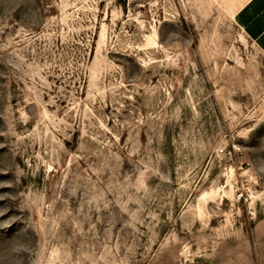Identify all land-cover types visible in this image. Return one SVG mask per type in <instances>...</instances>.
Segmentation results:
<instances>
[{"label":"rangeland","instance_id":"obj_1","mask_svg":"<svg viewBox=\"0 0 264 264\" xmlns=\"http://www.w3.org/2000/svg\"><path fill=\"white\" fill-rule=\"evenodd\" d=\"M247 3L0 0V264H264Z\"/></svg>","mask_w":264,"mask_h":264},{"label":"crops","instance_id":"obj_2","mask_svg":"<svg viewBox=\"0 0 264 264\" xmlns=\"http://www.w3.org/2000/svg\"><path fill=\"white\" fill-rule=\"evenodd\" d=\"M243 23L256 38L264 41V0H248Z\"/></svg>","mask_w":264,"mask_h":264},{"label":"built area","instance_id":"obj_3","mask_svg":"<svg viewBox=\"0 0 264 264\" xmlns=\"http://www.w3.org/2000/svg\"><path fill=\"white\" fill-rule=\"evenodd\" d=\"M233 148L235 149V147H233ZM219 153L224 154L225 153V150L223 148H220L219 149ZM229 153L231 154V152H229ZM226 179H227V177H226Z\"/></svg>","mask_w":264,"mask_h":264},{"label":"snow or ice","instance_id":"obj_4","mask_svg":"<svg viewBox=\"0 0 264 264\" xmlns=\"http://www.w3.org/2000/svg\"><path fill=\"white\" fill-rule=\"evenodd\" d=\"M125 2H126V0H125Z\"/></svg>","mask_w":264,"mask_h":264}]
</instances>
